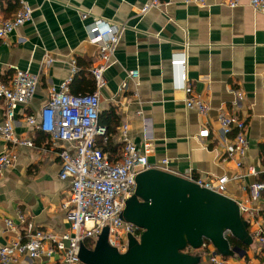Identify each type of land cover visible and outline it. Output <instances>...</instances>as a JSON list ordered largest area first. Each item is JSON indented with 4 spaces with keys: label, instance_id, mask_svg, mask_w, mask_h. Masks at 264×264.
Wrapping results in <instances>:
<instances>
[{
    "label": "crops",
    "instance_id": "crops-1",
    "mask_svg": "<svg viewBox=\"0 0 264 264\" xmlns=\"http://www.w3.org/2000/svg\"><path fill=\"white\" fill-rule=\"evenodd\" d=\"M24 1L34 11L33 21L0 41V77L8 81L17 69L40 76L36 96L29 105L20 106L16 116L17 133L32 139L35 147L18 148L16 163L0 177V244L10 245L26 233L20 214L35 230L58 235L69 231L61 206L69 198L71 186L60 178L58 154L62 148L72 150L73 145L53 147L26 118L47 104L52 86L71 77V91L85 94L90 90V82H95L91 69L100 60L99 48L88 40L87 27L97 20L122 30L105 73L107 86L101 91V112L114 108L120 117L112 143L119 149L124 146L121 131L128 125V138L137 146L146 133L153 138L151 164L169 159L179 176L232 178L244 172L226 160L212 136L200 138L199 134L205 129L219 131V112L235 114L247 125L250 145L245 164L255 167L260 175L230 182L226 195L237 202L250 200L242 187L264 176V13L255 12L249 0H242L236 9L222 6L218 0H212L207 8L163 0V8L145 14L141 9L150 0ZM18 9L16 2L0 1V21L13 18ZM83 13L88 14L87 20L82 19ZM185 54L189 84L210 105L207 117L185 106L181 68L171 65ZM45 56L54 62L45 64ZM74 63L78 68L75 74ZM133 71L139 77L130 81L128 74ZM126 81L127 90L120 92ZM4 107L0 102L1 123ZM6 149L0 141V155ZM107 154L120 160L121 155ZM263 208V202L252 204L248 221L254 242L246 251L225 258L228 264L263 263L264 248L253 237L259 228L264 229ZM7 221H12L17 231H11ZM203 259L202 264H211L208 256ZM15 264L51 261L46 256L37 260L22 256Z\"/></svg>",
    "mask_w": 264,
    "mask_h": 264
},
{
    "label": "built area",
    "instance_id": "built-area-1",
    "mask_svg": "<svg viewBox=\"0 0 264 264\" xmlns=\"http://www.w3.org/2000/svg\"><path fill=\"white\" fill-rule=\"evenodd\" d=\"M16 2L19 9L9 20L0 21V41H6L16 30L33 21V9L24 0H0ZM186 5L194 4L201 8L210 7L212 0H181ZM219 4L230 9L241 6L242 0H218ZM250 7L264 13V0H249ZM163 0H150L142 9L145 14L152 9L163 8ZM88 14L83 13L82 19L87 20ZM88 40L99 48L100 63L91 69L96 83V91L89 94L75 95L70 90L73 78H69L59 86L49 89V99L36 114L28 116L26 123L48 138L53 147L62 143L73 145L72 150L61 149L60 178L70 183L69 198L61 208L66 214L69 231L58 235L42 230H35L20 214V223L26 225V233L18 236L10 245L0 244V264H15L22 256L32 260L46 256L51 264H84L80 258L82 244L93 245L102 232L108 229L109 243L117 248L121 255L129 251V237L133 236L141 242L144 230L124 219L126 202L137 191V178L142 173L158 169L179 176L171 169V161L163 159L160 164H151L149 157L153 152V138L146 133L140 146L128 138V125H124L121 138L124 151L120 160L112 159L101 147L100 139L107 143V129L99 125L101 115V91L107 86L105 73L111 66L122 30L117 26L97 20L87 27ZM54 62L45 56V64ZM173 67L181 68L180 81L185 93V106L196 110L201 116L207 117L210 105L194 91L187 76L186 54L182 60L171 62ZM78 72L74 63L73 74ZM139 77L137 71L130 72L128 79L134 81ZM40 76L28 71L17 69L8 81L0 77V102L4 103V121L0 122V141L7 146L0 155V177L13 167L18 159L17 149L20 147L34 148L32 139L23 138L17 133L16 116L20 106L29 105L37 94ZM128 81L121 86L120 92L126 91ZM219 131L203 130L200 138L213 137L218 147L224 152L225 158L233 162L243 175L234 177L222 176L212 180L201 177H184L199 187L218 194L226 195L230 182H237L243 177H258L259 171L245 164L249 149L247 125L235 114L221 111L217 117ZM146 132H148L146 130ZM183 177V176H182ZM249 194V201L237 202L244 220H248L253 212L252 204L264 203V181H255L249 187L243 186ZM264 210V208H263ZM11 231H17L12 221H7ZM253 237L264 248V229L259 228ZM211 264H228L227 260L217 254L210 243L203 245ZM186 253H196L188 248ZM264 264V261L263 263Z\"/></svg>",
    "mask_w": 264,
    "mask_h": 264
},
{
    "label": "water",
    "instance_id": "water-1",
    "mask_svg": "<svg viewBox=\"0 0 264 264\" xmlns=\"http://www.w3.org/2000/svg\"><path fill=\"white\" fill-rule=\"evenodd\" d=\"M138 177L136 200L124 219L144 230L141 242L124 255L101 249L91 264H202L197 252L206 242L224 258L242 250L229 236L252 246L249 225L234 200L158 169ZM188 248L196 253H186Z\"/></svg>",
    "mask_w": 264,
    "mask_h": 264
},
{
    "label": "trees",
    "instance_id": "trees-1",
    "mask_svg": "<svg viewBox=\"0 0 264 264\" xmlns=\"http://www.w3.org/2000/svg\"><path fill=\"white\" fill-rule=\"evenodd\" d=\"M95 88H96L95 82L94 81L90 82V90L85 94L94 93L96 91ZM71 92L75 95H80V93L78 94V92H76V91L75 92L71 91ZM119 124H120V117L118 116V114L114 108L108 110L107 112H101L99 125H101L107 129L108 141H107V143H104L103 140L100 139V145L106 153L109 152L112 155H117V154L119 156L121 155L120 156V159H121L123 151H124V146L121 149H119V147L117 145L112 143V138H111V136L115 133L116 129L118 128ZM260 181H264V176L260 179ZM228 238H229V241L233 247L241 248L244 251L247 250L248 247L244 246L238 240H236L230 236Z\"/></svg>",
    "mask_w": 264,
    "mask_h": 264
},
{
    "label": "rangeland",
    "instance_id": "rangeland-1",
    "mask_svg": "<svg viewBox=\"0 0 264 264\" xmlns=\"http://www.w3.org/2000/svg\"><path fill=\"white\" fill-rule=\"evenodd\" d=\"M140 177H138V183H140ZM136 200V195H134L131 199H129L126 202V209H125V214L124 217L126 219H128V211L129 208L131 207V205L135 202ZM245 222L249 225L250 228V224L248 220H245ZM251 229V228H250ZM252 234V231L250 230V235ZM129 248L130 246H134L139 244V241L136 240L135 237L130 236L129 237ZM254 242V241H253ZM106 250V251H111L114 252L116 254H120L119 250L117 248H113L110 243H109V233H108V229H105L102 234L99 236V238L97 239V241L93 244V245H85L82 244L81 245V251H80V258L85 260L86 262H88V264H91L90 262L93 260V257H95V254L99 251V250ZM199 255L203 256H207V253L205 250L201 249L198 250L197 252Z\"/></svg>",
    "mask_w": 264,
    "mask_h": 264
}]
</instances>
